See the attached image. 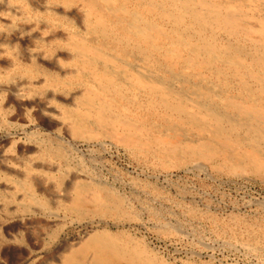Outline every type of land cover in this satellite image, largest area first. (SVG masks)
Returning <instances> with one entry per match:
<instances>
[{
    "label": "bare ground",
    "instance_id": "6f19581e",
    "mask_svg": "<svg viewBox=\"0 0 264 264\" xmlns=\"http://www.w3.org/2000/svg\"><path fill=\"white\" fill-rule=\"evenodd\" d=\"M13 1L25 11L35 10L29 0ZM51 1L67 8H42L54 26L68 32L60 46L69 53L60 61L85 68L92 77L83 79L77 74L75 82L83 84V89L76 99L82 107L63 104L58 111L59 117L68 121L72 138L92 141L106 134V129H92L93 123L119 126L123 130L117 139L123 146L134 155H150L162 167L195 158L229 173H264V0ZM74 4L79 5L84 22L76 37L71 34L77 26L72 9L67 11ZM134 56L151 62L159 77L132 72L128 63ZM28 61L20 69L28 75H44L57 93L71 86L73 77L68 72L56 73L45 68L43 61L44 65ZM109 62L127 74L119 75ZM172 78L189 88L193 97L187 99L181 89L165 83ZM50 97L55 102L63 99L54 93ZM51 110L40 113L52 116ZM177 124L202 136L180 138ZM64 149L56 142L38 147V152L48 160H60ZM168 155L174 160L166 159ZM2 173L28 200L47 202L26 175H12L9 170ZM54 176L58 183L60 174ZM76 177L80 180L72 183L64 208L79 212L90 201L98 215L139 220L137 213L120 206L115 192L99 179L85 174ZM246 233L254 245L264 244L263 227ZM86 253L88 259L83 260ZM59 262L166 264L135 235L104 228H92Z\"/></svg>",
    "mask_w": 264,
    "mask_h": 264
},
{
    "label": "rangeland",
    "instance_id": "374dc122",
    "mask_svg": "<svg viewBox=\"0 0 264 264\" xmlns=\"http://www.w3.org/2000/svg\"><path fill=\"white\" fill-rule=\"evenodd\" d=\"M29 2L35 10L25 11L13 0L0 3V264H60L64 252L92 228L127 231L166 264H264V244L254 245L246 233L264 228V173H229L195 158L162 167L150 155H134L123 146L117 139L123 130L119 126L93 123L92 129H106V134L92 141L72 138L68 121L58 111L63 104L82 107L76 99L83 89V84L75 82L77 74L83 79L92 77L85 68L60 61L69 53L60 46L68 32L54 26L42 10L50 5L67 8L51 0ZM72 6L67 11L72 9L77 26L71 34L76 37L84 22L79 5ZM31 59L43 61L45 65L40 64L53 72L71 74L69 89L57 93L44 75H28L20 69ZM128 64L132 72L159 77L151 62L139 56ZM108 66L121 76L127 74L111 62ZM165 83L181 89L187 99L193 97L175 78ZM52 93L63 99L55 102ZM49 109L52 116L41 115L40 111ZM177 128L183 139L202 136L185 125L177 124ZM56 142L65 147L62 159L48 160L38 152V147ZM166 159L173 161L174 157ZM3 170L26 175L47 202L28 200L22 189L3 177ZM55 174H60L58 183ZM77 174L99 179L115 192L120 206L137 213L139 220L98 215L90 201L79 212L64 208L72 183L80 180Z\"/></svg>",
    "mask_w": 264,
    "mask_h": 264
},
{
    "label": "clouds",
    "instance_id": "9594fccd",
    "mask_svg": "<svg viewBox=\"0 0 264 264\" xmlns=\"http://www.w3.org/2000/svg\"><path fill=\"white\" fill-rule=\"evenodd\" d=\"M0 3H4V0H0Z\"/></svg>",
    "mask_w": 264,
    "mask_h": 264
}]
</instances>
